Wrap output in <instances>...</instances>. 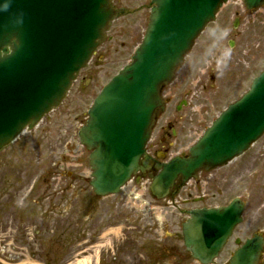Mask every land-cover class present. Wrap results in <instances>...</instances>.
I'll list each match as a JSON object with an SVG mask.
<instances>
[{
	"label": "rangeland",
	"instance_id": "374dc122",
	"mask_svg": "<svg viewBox=\"0 0 264 264\" xmlns=\"http://www.w3.org/2000/svg\"><path fill=\"white\" fill-rule=\"evenodd\" d=\"M140 20L128 16L112 23L108 35L113 38L98 53L104 54L98 59L100 65L92 60V75L87 78L88 69H83L58 108L64 113L56 116L57 109L51 113L52 122L55 116L58 122L45 131L43 122L33 132L24 131L0 152V264H78L83 259L88 264H199L185 249L186 215L179 217L172 200H156L147 180L140 185L132 181L115 196L95 197L89 184V152L85 154L76 134L64 148L56 140L63 124L80 128L102 86L131 61L146 31L147 20L144 24ZM226 32L231 35L226 37ZM220 59L224 61L219 68ZM263 68L264 7L247 11L243 0H231L196 41L170 92L179 99L189 94L186 118L192 131L201 134L249 90ZM169 108L173 112L174 103ZM256 146L253 153L237 159L236 166L230 163L211 172L210 178L218 183L211 180L194 195L208 194L210 206L245 198L244 187L236 180L242 181L249 155L264 153V139ZM260 198V187L246 198L244 221L214 264H229L238 248L235 239L244 242L260 231Z\"/></svg>",
	"mask_w": 264,
	"mask_h": 264
},
{
	"label": "water",
	"instance_id": "95a60500",
	"mask_svg": "<svg viewBox=\"0 0 264 264\" xmlns=\"http://www.w3.org/2000/svg\"><path fill=\"white\" fill-rule=\"evenodd\" d=\"M229 0H153L149 24L131 61L102 89L79 132L91 150L90 185L99 197L117 195L151 165L146 144L165 109L162 90L175 78L196 39ZM248 9L264 0H243ZM117 13L110 0H0V151L27 126L33 128L66 98L79 71ZM264 135V69L249 90L212 123L190 149L158 166L150 186L157 199L175 181L223 166ZM244 202L195 209L183 224L186 249L200 264H213L243 221ZM240 243V240H237ZM260 237L247 240L230 264H258Z\"/></svg>",
	"mask_w": 264,
	"mask_h": 264
},
{
	"label": "flooded vegetation",
	"instance_id": "af4514ba",
	"mask_svg": "<svg viewBox=\"0 0 264 264\" xmlns=\"http://www.w3.org/2000/svg\"><path fill=\"white\" fill-rule=\"evenodd\" d=\"M111 3L114 9L117 11L116 19H119L121 17L131 16L137 19H141L140 20L141 24H144L145 20H147V23H148L151 10L153 7L152 0H111ZM234 15L237 16L238 19H240L239 11H236ZM112 27L113 25H111L110 29H112ZM133 30L134 31L138 30V28L134 27ZM225 35L226 37H228L231 34L230 32H226ZM112 38H113L112 35L109 36L110 40ZM122 45H124V43H122ZM102 46L103 45L99 47V49L97 50V52L92 58V60H95L93 61V63L95 62L97 66L100 65L98 59H101L104 56V54L102 53L98 54ZM108 51H109L108 48L103 49L104 53ZM93 63L90 62L89 65L87 66L88 70L87 72H85L87 78L89 75L90 76L92 75L93 68L91 66ZM80 76H81V73L78 75V78ZM170 88H171V85L165 87V89L163 90V96L165 100H167L168 102L167 107L165 111L161 112L158 115V120L152 130L151 138L147 144V153L150 155L152 159L151 168L147 170L146 172L140 173L137 175V177L134 180V183L136 185H140L142 181L145 179V177L156 175L159 172L158 166H160L164 162H167L174 156L187 157L189 154V148L187 147V144L196 134L194 133V131H192L191 129L192 125L191 126L189 125L188 119L186 118L187 117L186 109L189 105V97H188L189 94L185 93V95L179 99L178 97L176 98L173 96V93L170 92ZM173 103H174V111L170 112L171 109L169 107ZM54 113L56 114V116H61L64 112L57 109ZM167 113H170V114H167ZM165 115H166V118L161 123L162 118ZM56 116L54 117L53 122L51 120L53 117L51 114L47 115L43 119L42 122L44 124H42L43 125L42 131H45L44 129L47 125H52L53 123L55 124V122H58V118ZM87 120H88V115H87L86 120L82 124H80L79 127L83 126L87 122ZM189 120H191V122L195 124L193 121V118H189ZM73 127L74 125L69 122L63 124V127L57 134V139H56L58 141L60 148H62V146L64 148V144L65 145L69 144L68 143L69 139L74 140L76 138L74 137L75 134L77 136L79 135L78 133H79L80 128H78L77 130ZM33 130L34 129H27L26 131L33 132ZM263 139L264 138H261L253 146H251V148L246 153L248 152L253 153L254 150L257 148L256 146L257 143H259ZM84 152L86 154V152H89V151L86 148H84ZM84 152H82V154L80 155L81 159L84 155ZM174 152H176L175 155H174ZM245 154L231 161V164H234L236 166L237 159L244 157ZM248 158L249 159L245 162L244 167H243L244 172L241 176L243 177L242 181L236 180V182L238 181V184L241 183L244 187L245 198L242 200L244 202L245 209L247 206L246 198H248L249 196L253 194L255 188H258V187L261 188L260 221L263 224V226L261 227L260 231L254 232L252 236L257 235L263 241V250H262V255L260 259V264H264V153L256 157H254L253 155H249ZM225 166L212 169V170L203 169L199 172L197 178L188 184L183 185L180 179L176 181L175 186L172 188L171 193L169 195V199L173 201L172 202L173 205H176L174 207L178 211L179 217L182 218L184 215H186L185 220H187L192 210L197 209V208L211 207L210 205L207 204V202L210 199L208 194L203 193L201 196H196L194 195V192H197L196 190H202L203 188H205L206 185L211 184V180L212 182L214 181L215 183H218V180H216V178H213V179L210 178V174L214 170L224 168ZM57 173H58V170H57ZM185 190H187L188 192L186 193ZM174 191L176 192L172 194V192ZM184 192L186 193V197L182 198L181 201L176 200V197ZM190 205H196V206H190ZM185 220L184 219L182 220V225Z\"/></svg>",
	"mask_w": 264,
	"mask_h": 264
},
{
	"label": "bare ground",
	"instance_id": "6f19581e",
	"mask_svg": "<svg viewBox=\"0 0 264 264\" xmlns=\"http://www.w3.org/2000/svg\"><path fill=\"white\" fill-rule=\"evenodd\" d=\"M78 264H88V261L86 259H83Z\"/></svg>",
	"mask_w": 264,
	"mask_h": 264
}]
</instances>
